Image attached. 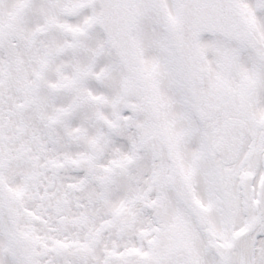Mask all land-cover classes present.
I'll return each mask as SVG.
<instances>
[{
    "label": "snow or ice",
    "instance_id": "6c2138e0",
    "mask_svg": "<svg viewBox=\"0 0 264 264\" xmlns=\"http://www.w3.org/2000/svg\"><path fill=\"white\" fill-rule=\"evenodd\" d=\"M0 264H264V0H0Z\"/></svg>",
    "mask_w": 264,
    "mask_h": 264
}]
</instances>
